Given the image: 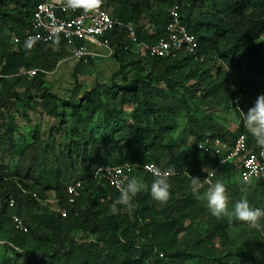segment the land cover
<instances>
[{"label": "trees", "instance_id": "1", "mask_svg": "<svg viewBox=\"0 0 264 264\" xmlns=\"http://www.w3.org/2000/svg\"><path fill=\"white\" fill-rule=\"evenodd\" d=\"M43 1L0 0V78L7 87L22 78L36 79L67 55L62 46L30 38L33 13ZM85 2L94 6L93 0ZM172 3L103 0L100 7L114 17L134 22L139 37L153 44L166 37ZM180 3L182 22L197 37L201 60L185 52L152 57L125 41L108 58L130 59L135 66L144 59L158 72L139 75L126 86L116 84L119 92H109L107 84L86 89L83 94L72 90L65 103L76 118L73 130L78 135L68 139L63 151L57 150L53 135L48 141L18 138L11 115L0 124V231L12 248L27 254L22 263L14 259L0 264H264V227L256 230L237 221L229 227L227 218L207 214V201L196 198L190 179L191 175L204 180L208 159L226 155L200 150L197 143L207 136L227 142L234 134L229 142L233 144L244 133L253 151L261 149L245 128L241 110L246 113L257 96L264 94V0ZM122 39L123 33L118 32L115 40ZM103 58L76 61L75 72H84L89 64ZM21 65L29 69L25 74L18 73ZM184 67H190L186 75ZM30 68L36 70L33 75ZM188 78L196 79L198 86H187ZM51 97L59 98L56 93ZM237 98L239 108L233 103ZM47 102L51 113L58 111L51 99ZM230 102L240 121L234 133L213 111ZM126 104L133 105L129 115H125ZM102 113L104 118L98 123L95 119ZM183 115L198 129L193 158L185 149L188 131L173 144L166 142ZM233 162L217 164L209 179L225 185L229 203L246 199L251 207L264 210V179H237L240 165ZM126 163L137 164L131 178L138 170V178L147 188L134 197L131 213L118 206L119 213L113 215L110 206L119 191L99 168ZM144 164H153L160 172L171 170V195L166 203L151 197L155 173L144 169ZM71 182H79L73 202L67 193ZM207 187L200 189L201 197ZM50 189L66 209L65 216L39 200ZM14 215L23 219L26 230L13 226ZM260 223L264 226V218ZM75 233H82L79 238L94 237L80 241Z\"/></svg>", "mask_w": 264, "mask_h": 264}, {"label": "rangeland", "instance_id": "2", "mask_svg": "<svg viewBox=\"0 0 264 264\" xmlns=\"http://www.w3.org/2000/svg\"><path fill=\"white\" fill-rule=\"evenodd\" d=\"M218 64L222 65L223 63L220 61ZM75 66L76 61L67 60L65 57L54 69L46 71L43 75L31 81L22 78L12 87L5 86L0 78V124H2L3 121H7L11 115L14 117V122L17 127L16 136L18 138L22 140H32L33 137H37L48 141L49 135H53L52 140L57 150L63 151L66 150L65 145L68 139H74L78 135L77 131L73 130L76 126V118L73 117L70 107L65 103L72 90L78 89V92L83 94L86 89L96 87L99 84H107L106 89L109 92H119V88L116 87V84L119 86H126L136 80L139 75L145 76L158 72L157 69L153 71L150 63L144 59L138 66L133 65L130 59L125 61H119L116 58L96 59L88 65L84 72H75ZM27 70H29L27 67L21 65L18 69V73L25 74ZM30 70H32V68H30ZM189 70L190 67H184L182 69L183 74L186 75ZM30 75L33 74L30 73ZM236 75H238V73H236ZM230 79H232V77ZM185 84L190 87L192 86V88L198 86L194 78L186 79ZM52 93H56L59 98L55 99L51 97ZM50 99L52 104L57 106L58 111H62L63 114L58 113V111L51 113L47 109V101ZM232 104L233 103L230 102L228 106H217L213 111L219 116L220 121L228 126L232 133H234L236 128L239 127L240 121L238 117L233 114ZM228 107L230 110L227 109ZM132 110V104L125 105V115H129ZM103 118L104 113L98 115L95 120L100 123ZM128 119L130 120V118ZM184 130L190 133L185 149L190 157L193 158L192 150L196 147L195 137L198 129L196 125L193 124L190 117L186 115L181 117L179 124L166 137V142L173 144ZM232 139H234V134L230 135L227 142L229 143ZM116 154L117 152L113 153V155ZM217 164L218 160L216 157L209 158L206 167L207 171L212 172ZM232 166L236 168V165L233 164ZM137 173L138 170L133 173L132 178H138ZM239 178L240 175L237 171V179ZM73 184L74 182H71L68 186L70 187ZM44 196V199L39 198V200L45 201L44 203L48 204L50 210L57 212V209L61 208L55 190H47ZM233 205L234 203H229L230 211ZM210 213V210L207 209V214ZM81 234L82 233H75L74 235L79 238ZM93 237L94 236H84L79 239L80 241H86ZM18 254H20L19 257ZM14 259L22 263L27 259V254L22 252L19 248H12L4 231H0V263L4 260Z\"/></svg>", "mask_w": 264, "mask_h": 264}, {"label": "built area", "instance_id": "3", "mask_svg": "<svg viewBox=\"0 0 264 264\" xmlns=\"http://www.w3.org/2000/svg\"><path fill=\"white\" fill-rule=\"evenodd\" d=\"M181 8L180 0H173L168 8L169 21L165 27L166 37L151 44L139 37L134 22L114 17L100 6L94 7L92 11H86L82 8L69 7L67 0H45L33 13L30 38L52 46H62L67 50L66 59L74 61L88 62L97 57H111L115 54L116 48L125 41L132 42L143 53L152 57H173L185 52L201 60L202 56L197 51L199 44L197 37L183 24ZM118 32L123 33V39L119 42L115 40ZM29 72L34 74L36 70L32 69ZM232 81L233 78L230 79V83ZM236 106L239 108L238 103ZM197 147L202 151L214 152L217 155L226 153L218 160V164L227 160L237 162L240 165V178L243 182L264 179V149L253 151L247 145L244 133L239 134L231 145L219 137L207 136L198 141ZM136 165L126 163L99 168V170H104L110 185L119 191L117 183L123 182L126 185ZM142 167L153 173L159 171L153 164H144ZM214 170L210 173L212 174ZM78 185L79 182H76L68 188L70 202H73L78 194ZM13 202L11 198L10 205ZM57 211L63 216L67 213L64 208H59ZM12 223L16 228L27 229L23 219L18 215L13 216Z\"/></svg>", "mask_w": 264, "mask_h": 264}, {"label": "clouds", "instance_id": "4", "mask_svg": "<svg viewBox=\"0 0 264 264\" xmlns=\"http://www.w3.org/2000/svg\"><path fill=\"white\" fill-rule=\"evenodd\" d=\"M102 2L103 0H93L94 7H99ZM67 3L72 8H82L86 11L94 10V7H90L85 0H67ZM238 101L239 98L233 103H238ZM241 112L244 116L245 128L254 138L256 145L264 149V94L257 96L253 106L246 113L242 110ZM200 147L202 148V145ZM170 174L171 170L158 171L155 173V179L151 183V197L161 204L166 203L171 195V185L168 182ZM209 175L211 173L207 172V178L204 180L190 175V179L193 194L196 195L197 199H206L207 208L211 214L217 219L227 218L229 227H231L234 221H237L248 225L252 229L261 230L264 227L260 223L261 219L264 218V210L253 208L246 199H241L233 205L230 211L229 197L225 185L220 181L212 183L208 179ZM205 185H208V187L203 197H201L199 192ZM117 187L119 189V196L110 206V212L113 215L119 213L120 208L118 206H123L125 210L131 213L135 208V204L133 203L134 197L147 188L143 180L136 177L127 180L126 185L123 182H118Z\"/></svg>", "mask_w": 264, "mask_h": 264}]
</instances>
